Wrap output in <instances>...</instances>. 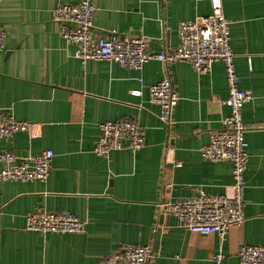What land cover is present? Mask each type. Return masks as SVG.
I'll use <instances>...</instances> for the list:
<instances>
[{
  "label": "crops",
  "instance_id": "crops-1",
  "mask_svg": "<svg viewBox=\"0 0 264 264\" xmlns=\"http://www.w3.org/2000/svg\"><path fill=\"white\" fill-rule=\"evenodd\" d=\"M82 0H0L6 31L0 49V110L36 123L0 140V152L19 157L52 149L48 177L0 180V264H99L121 244H147L150 264H214L222 251L227 264H239L243 243H264V0H221L231 21L239 86L253 98L243 105L249 162L245 171V220L222 239L179 225L158 204L179 197L229 193L232 164L204 159L200 147L210 130L222 126L230 108L225 65L198 73L187 61L168 65L179 99L173 126L158 117L149 98L166 63L150 59L141 69L106 59L83 63L76 46L53 19L59 2ZM97 29L147 36L151 51H170L179 43L183 20L212 12V0H92ZM135 118L146 129L145 146L94 152L99 124ZM3 165L0 162V170ZM68 211L86 221L81 232L26 228L34 210Z\"/></svg>",
  "mask_w": 264,
  "mask_h": 264
},
{
  "label": "built area",
  "instance_id": "built-area-1",
  "mask_svg": "<svg viewBox=\"0 0 264 264\" xmlns=\"http://www.w3.org/2000/svg\"><path fill=\"white\" fill-rule=\"evenodd\" d=\"M96 6L92 0L59 2L53 9V19L60 25L62 37L76 46L75 56L83 63L106 59L123 67L141 69L150 59L166 63L162 78L149 86V98L160 105L159 119L172 127L173 110L178 102L168 69L174 61H187L198 73L212 69L216 61L225 65L228 97L223 101L230 112L222 119V126L210 130L209 141L200 147L204 159L232 164L233 183L228 193H208L200 189L194 196L179 197L158 204L165 214L174 215L179 225L194 232H214L222 239L231 227L245 220V171L249 162L243 120V105L253 98L250 90L239 86L235 56L231 44V21L224 13L221 0H212V12L179 23V43L170 51H151L147 36H131L116 29H97L93 23ZM6 31L0 21V49L5 46ZM36 123L18 119L11 110H0V140L10 138L17 131H29ZM100 134L94 146L97 155L107 157L113 150L129 148L133 151L145 146L146 129L137 119H107L99 124ZM263 128L264 127H260ZM54 151L45 149L37 155L19 157L11 150L0 152V180H42L50 172ZM1 207V206H0ZM26 228L47 232H81L86 221L68 211L34 209L27 213ZM239 264H264V243H243L238 251ZM155 252L147 244H121L103 255L99 264H150ZM214 264H227L224 253L213 255Z\"/></svg>",
  "mask_w": 264,
  "mask_h": 264
}]
</instances>
